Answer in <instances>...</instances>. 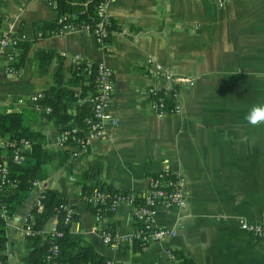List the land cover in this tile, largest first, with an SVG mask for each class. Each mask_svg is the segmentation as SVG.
<instances>
[{"label":"crops","instance_id":"crops-1","mask_svg":"<svg viewBox=\"0 0 264 264\" xmlns=\"http://www.w3.org/2000/svg\"><path fill=\"white\" fill-rule=\"evenodd\" d=\"M107 9L108 38L100 47L78 31L37 36L39 27L57 15L46 0H0V36L8 27L23 33L27 44L17 68L0 48V110L33 111L31 128L44 135L47 147L57 149V128L47 113L32 107L30 96L68 84L67 66L78 56L112 70L108 108L117 121L80 156L42 167L43 179L32 184L10 216L2 217L0 253L8 254L10 264H23L29 250L23 215L38 194L49 190L77 214L70 230L81 233L110 264H178L174 250L192 264H264V239L249 236L236 222L257 220L264 212V123L252 126L244 118L252 105L264 104V0L221 5L214 0H112ZM37 50L52 53L43 73L37 72ZM147 59L192 79L190 86L174 84L179 113H153L147 89L169 82L153 75ZM94 164L100 166L99 180L138 196L145 193L147 178L161 169L181 175L184 207L165 211L158 205L155 214L156 223L174 235L131 250L135 224L128 206L119 204L97 219L83 199L79 182L87 180ZM53 224L50 217L41 237ZM102 230L118 239L116 247L101 243Z\"/></svg>","mask_w":264,"mask_h":264},{"label":"trees","instance_id":"trees-1","mask_svg":"<svg viewBox=\"0 0 264 264\" xmlns=\"http://www.w3.org/2000/svg\"><path fill=\"white\" fill-rule=\"evenodd\" d=\"M51 1L57 16H65V21L72 25L88 24L93 27L97 22L94 8L98 0ZM57 25L58 23L54 20L53 23L41 25L37 32L41 36L49 35V32L55 31ZM17 48L18 51L11 62L13 68L21 65L27 49L26 42H19ZM34 58L37 72L43 73L47 70L52 53L37 50L34 52ZM94 67V64H88L86 67L84 62L75 65L71 63L67 66L68 84L59 82L56 86H49L40 91L41 96L32 103L34 108H49L50 112L46 117L52 119L57 133L69 131L72 125L78 128L73 134L75 137H79L85 131V118L90 114V107L82 99L94 90ZM173 87L176 88V85ZM34 119L35 113L29 109H22L18 112L0 110V159L4 149L6 151V178L15 180L14 185L6 181L0 184V209L3 207L7 216H10L18 204L28 196L33 182L43 179L42 167L44 165L54 161L59 166L71 155L68 147L61 149L47 147L44 135L30 126ZM19 140H25L27 145L20 152L21 159L15 162L11 159V149L2 147L1 142H18ZM72 144V140L68 139L67 145ZM90 169H92L91 172L86 171L85 173L87 180L79 182L83 195L91 191H101L109 196L121 192L98 179L99 165L94 164ZM42 195L40 210L35 212L33 207L29 209L32 216L29 221L30 228L36 233L27 236L29 250L22 259L23 264L44 263L48 248L52 243H55L58 249L51 258V264H109V260L97 252L81 233H74L70 230L72 223L77 220V214L72 212L66 216L62 206L67 202L49 190L42 191ZM135 199L136 202L141 201L140 197ZM89 209L93 213H99L100 216L109 213L105 210V205H89ZM50 217H54L53 226L60 233V236L54 239L50 238L48 233H42L43 237H41L42 228ZM2 223L0 216V233ZM3 242L4 238L0 234V249L3 247ZM123 247L120 246V251H123ZM131 250H141L140 244L132 240ZM172 254L178 264H192L180 251L174 250ZM0 256L2 257L1 254Z\"/></svg>","mask_w":264,"mask_h":264},{"label":"built area","instance_id":"built-area-1","mask_svg":"<svg viewBox=\"0 0 264 264\" xmlns=\"http://www.w3.org/2000/svg\"><path fill=\"white\" fill-rule=\"evenodd\" d=\"M52 5L51 0H46ZM112 0H98L94 11L97 16V22L93 27L88 24L72 25L65 21V16H57L55 21L58 23L55 31L49 32V35H61L67 31H78L83 34L91 36L98 46L103 47L108 38L109 15L108 5ZM218 5H221L226 0H214ZM53 7V5H52ZM41 36L39 32L36 34ZM25 40V35L19 32H12L7 27L0 36V48L7 51L6 56L10 63L13 61L17 44ZM80 57L75 56L71 59L72 64H79L82 61ZM85 63V62H84ZM147 63L152 65L153 75L157 79H164L169 82V85L164 88L149 87L147 89L150 95V107L153 113L157 116L170 115L179 113L178 90L173 87L174 84L192 85V79L187 76L173 75L169 71L161 69L160 65L153 63L151 59H147ZM89 63H85L88 67ZM113 90V75L110 67L104 64H97L94 67V90L89 95L83 97L82 101L89 104L90 114L85 118V131L79 137L73 134L78 129L72 125L69 131L59 132L56 134L55 146L59 149L68 147L71 156L77 157L87 151L89 143L98 137L104 135V128L106 126H115L116 119L109 111V103L111 93ZM41 96L40 92H36L30 96V101L33 103ZM44 113H49L48 107L41 108ZM71 139L73 144L67 145V140ZM25 140L2 141V147L11 149V159L15 162L21 159L20 152L22 148L26 147ZM6 151L3 149L2 157L0 159V184L8 182L11 185L15 184V180L6 178ZM34 183V182H33ZM184 182L181 175L171 173L166 169H161L147 178V188L143 195L138 196L131 192H120L112 195L105 194L101 191H91L83 195L84 201L88 205H105V210L112 213L116 210L119 204L128 206L131 220L135 224V229L132 233L131 241H137L141 249H145L148 245L158 243L163 238L174 235L172 229L159 226L155 221L156 208L158 205L163 206L165 211L171 209L180 210L185 205L184 197ZM42 193L38 194L30 208H34L38 212L41 208ZM136 197H140L141 201L136 202ZM29 208V209H30ZM65 209L66 216L73 212L72 206L66 204L62 206ZM29 209L23 215V231L26 236L34 235L36 232L30 228L29 221L32 216ZM0 216L6 217V210L1 207ZM97 219L100 218L99 213H95ZM238 228L247 233L255 239H264V212L260 217L254 221L245 219H238ZM50 238L54 239L60 236V233L55 230L52 225L48 230ZM100 241L104 246L114 248L118 244V239L108 230L100 232ZM57 245L52 243L48 248V254L45 257L44 263L51 264V258L57 253ZM0 264H10L8 254L0 253ZM110 264V262H109Z\"/></svg>","mask_w":264,"mask_h":264},{"label":"clouds","instance_id":"clouds-1","mask_svg":"<svg viewBox=\"0 0 264 264\" xmlns=\"http://www.w3.org/2000/svg\"><path fill=\"white\" fill-rule=\"evenodd\" d=\"M244 118L252 126L264 123V104L252 105Z\"/></svg>","mask_w":264,"mask_h":264},{"label":"rangeland","instance_id":"rangeland-1","mask_svg":"<svg viewBox=\"0 0 264 264\" xmlns=\"http://www.w3.org/2000/svg\"><path fill=\"white\" fill-rule=\"evenodd\" d=\"M46 222H48V220Z\"/></svg>","mask_w":264,"mask_h":264}]
</instances>
